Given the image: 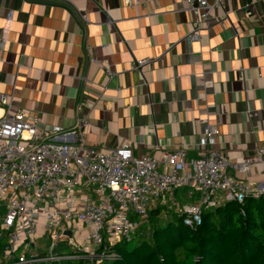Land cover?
Segmentation results:
<instances>
[{"label":"crops","instance_id":"obj_1","mask_svg":"<svg viewBox=\"0 0 264 264\" xmlns=\"http://www.w3.org/2000/svg\"><path fill=\"white\" fill-rule=\"evenodd\" d=\"M73 2L86 12V27L54 0H0V95L12 98L10 113L63 131L83 116L88 148L130 146L136 158L157 161L180 148L188 162L202 158L197 146L210 125L220 132L214 150L228 173L262 191L264 0H226L196 42L195 18L179 0ZM141 61L149 64L138 68ZM245 161L248 173L231 169ZM176 194L170 200L199 203L192 188Z\"/></svg>","mask_w":264,"mask_h":264},{"label":"built area","instance_id":"obj_2","mask_svg":"<svg viewBox=\"0 0 264 264\" xmlns=\"http://www.w3.org/2000/svg\"><path fill=\"white\" fill-rule=\"evenodd\" d=\"M54 1L86 27L87 14L73 0ZM124 1L135 7L157 0ZM179 1L195 18L189 39L196 42L226 0ZM147 64L141 61L137 67ZM103 66L113 78L115 73L107 64ZM12 105L10 96L0 95V264H48L74 258L58 254L63 243L78 244L85 258L98 264L112 260L115 255L110 248L101 254L97 250L106 242L112 247L131 241L152 209L164 206L184 189L201 195L198 205L177 206L191 228L201 225L205 209L264 196V188L254 193L247 182L228 173L226 157L214 150L220 132L210 125L197 146L205 152L202 158L188 162L187 149L180 148L163 152L157 161L136 158L130 146L107 152L88 148L86 117H79L69 131L45 130L38 118L31 119L23 111L11 114ZM73 136L78 137L76 142L70 141ZM256 161L264 165V149L258 150ZM250 165L251 161H245L231 169L248 173ZM160 166L165 170L160 171ZM46 238L47 254L41 256L33 248Z\"/></svg>","mask_w":264,"mask_h":264},{"label":"trees","instance_id":"obj_3","mask_svg":"<svg viewBox=\"0 0 264 264\" xmlns=\"http://www.w3.org/2000/svg\"><path fill=\"white\" fill-rule=\"evenodd\" d=\"M184 220L181 213L158 205L131 241L112 247L106 242L97 250L101 254L110 248L115 255L100 264H264V196L205 209L201 225L193 228ZM58 254L74 258L48 264H98L76 258L83 252L65 243Z\"/></svg>","mask_w":264,"mask_h":264},{"label":"rangeland","instance_id":"obj_4","mask_svg":"<svg viewBox=\"0 0 264 264\" xmlns=\"http://www.w3.org/2000/svg\"><path fill=\"white\" fill-rule=\"evenodd\" d=\"M188 192V191H187ZM197 202H199V203H197V204H200L201 203V195L200 194H198V196H197ZM161 204H163V202L161 203ZM180 203H178V201H174V200H168L167 201V203H165L164 205L165 206H168V208L170 209V208H172L176 213H179V211H178V205H179ZM196 204V205H197ZM148 219V218H147ZM146 223H147V220L145 221ZM67 246H73V245H69L68 243H65ZM75 244V243H74ZM48 245H49V241H48V239L46 238V239H40V240H38V242H37V245H36V247L35 248H33V251L35 252V253H37V254H47V247H48ZM64 247H66L65 245H64ZM77 247V248H76ZM73 246V248L74 249H76L77 251H79L80 253L82 252V250H81V248H80V246L77 244V246ZM84 254V253H83ZM88 255V254H87ZM80 256H82V259H84L85 258V256L84 255H81L80 254ZM92 260V259H91ZM94 260V259H93ZM95 261V260H94Z\"/></svg>","mask_w":264,"mask_h":264},{"label":"water","instance_id":"obj_5","mask_svg":"<svg viewBox=\"0 0 264 264\" xmlns=\"http://www.w3.org/2000/svg\"><path fill=\"white\" fill-rule=\"evenodd\" d=\"M138 64V63H137ZM68 237H71V233L70 232H67L65 233Z\"/></svg>","mask_w":264,"mask_h":264}]
</instances>
